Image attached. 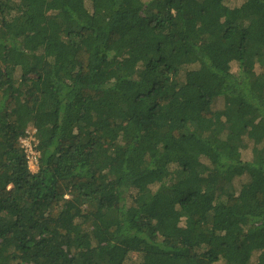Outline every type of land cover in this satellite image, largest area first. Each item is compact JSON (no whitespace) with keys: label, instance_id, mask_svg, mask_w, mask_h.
I'll list each match as a JSON object with an SVG mask.
<instances>
[{"label":"trees","instance_id":"16d2710c","mask_svg":"<svg viewBox=\"0 0 264 264\" xmlns=\"http://www.w3.org/2000/svg\"><path fill=\"white\" fill-rule=\"evenodd\" d=\"M0 264H264V0H0Z\"/></svg>","mask_w":264,"mask_h":264},{"label":"rangeland","instance_id":"374dc122","mask_svg":"<svg viewBox=\"0 0 264 264\" xmlns=\"http://www.w3.org/2000/svg\"><path fill=\"white\" fill-rule=\"evenodd\" d=\"M234 69H235V66H234ZM31 131L33 132L32 127H30V126L27 127V132L32 134ZM20 141L24 145L25 150H26V155L28 157V167L34 173L38 169V163H37L38 152H36V150H35V146L37 144L36 139L35 138L31 139V138L23 137ZM33 142H34V144H33ZM251 153H252L251 148L247 149L242 154V160L250 159ZM234 184H235V187L237 189V187L240 184V181L239 182H234ZM258 255H259V252H255L252 260L255 261V259H257Z\"/></svg>","mask_w":264,"mask_h":264},{"label":"clouds","instance_id":"9594fccd","mask_svg":"<svg viewBox=\"0 0 264 264\" xmlns=\"http://www.w3.org/2000/svg\"><path fill=\"white\" fill-rule=\"evenodd\" d=\"M32 130L35 131V129H33V128H32ZM27 133H29V132H27V130H26V132H25V134H26L25 138H31V139L34 138V137H33V134H34L35 132H34L33 134L30 133V135H28ZM21 139H22V138H21ZM23 146H24V145H23ZM24 149H25V147H24ZM25 153H26V150H25ZM31 172H32V171H31Z\"/></svg>","mask_w":264,"mask_h":264},{"label":"built area","instance_id":"2783aa9c","mask_svg":"<svg viewBox=\"0 0 264 264\" xmlns=\"http://www.w3.org/2000/svg\"><path fill=\"white\" fill-rule=\"evenodd\" d=\"M32 132V131H31ZM35 131L33 130L32 134L34 133ZM28 135H30V133H27Z\"/></svg>","mask_w":264,"mask_h":264}]
</instances>
